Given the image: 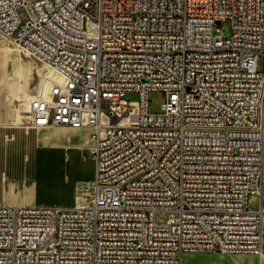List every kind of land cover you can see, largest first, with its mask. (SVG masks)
<instances>
[{
	"label": "built area",
	"instance_id": "2783aa9c",
	"mask_svg": "<svg viewBox=\"0 0 264 264\" xmlns=\"http://www.w3.org/2000/svg\"><path fill=\"white\" fill-rule=\"evenodd\" d=\"M0 36L62 78L23 126L89 128L95 162L73 207L0 206V264L264 262V0H0Z\"/></svg>",
	"mask_w": 264,
	"mask_h": 264
},
{
	"label": "crops",
	"instance_id": "0c3cea01",
	"mask_svg": "<svg viewBox=\"0 0 264 264\" xmlns=\"http://www.w3.org/2000/svg\"><path fill=\"white\" fill-rule=\"evenodd\" d=\"M24 113L0 111V206L73 207L80 184L95 175L92 130L27 128Z\"/></svg>",
	"mask_w": 264,
	"mask_h": 264
},
{
	"label": "rangeland",
	"instance_id": "374dc122",
	"mask_svg": "<svg viewBox=\"0 0 264 264\" xmlns=\"http://www.w3.org/2000/svg\"><path fill=\"white\" fill-rule=\"evenodd\" d=\"M22 21H26L24 12L20 13ZM225 34L229 32V24L222 25ZM262 61L259 63V70H262ZM49 78L58 84L62 78L41 61L28 56L22 50L9 43L0 36V111L1 113L18 114L22 110H28L29 101L37 96L43 87L45 78ZM25 99L27 102H18ZM166 96L161 92L149 94L148 112L159 114L161 104ZM125 100L128 102L137 101L135 94H127ZM27 104L25 106L24 104ZM27 113L22 114L23 120ZM74 205V204H73ZM249 207H257V199L250 198ZM166 215H155V221L164 222ZM180 264H264L258 262L253 255H225L220 253H186L180 256Z\"/></svg>",
	"mask_w": 264,
	"mask_h": 264
}]
</instances>
